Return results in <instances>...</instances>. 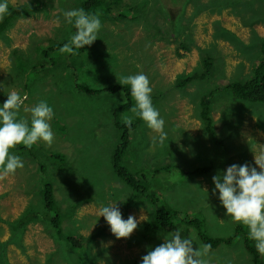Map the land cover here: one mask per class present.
<instances>
[{
	"label": "rangeland",
	"instance_id": "rangeland-1",
	"mask_svg": "<svg viewBox=\"0 0 264 264\" xmlns=\"http://www.w3.org/2000/svg\"><path fill=\"white\" fill-rule=\"evenodd\" d=\"M34 1L8 0L9 9L21 8L25 13L16 14L0 32V104L12 91L27 94L20 115L30 120V108L46 100L55 113L49 122L55 139L51 146L33 145L31 157L15 149L24 167L0 179V264H141V258L177 227L194 239V247L203 244L195 228L180 221L184 215L200 219L208 235H232L236 223L225 215L218 194L212 195V177L232 164L256 167L255 157L264 158L260 144L264 103L233 100L227 92L215 91L223 109L215 103L211 133L199 116V105L201 96L217 85L245 80L252 73L251 63L264 56L260 51L264 0H121L118 5L106 0L90 13L102 21L99 37L80 54L64 53L62 48L45 50L66 36L71 40L75 28L65 23L63 13L80 9L82 0H38V9L33 11ZM109 12L116 14L101 17ZM119 12L130 18H121ZM191 40L193 47L178 57L183 52L177 48L180 41L188 44ZM202 47L208 48L215 61L212 78L197 80L195 76L177 87V77L201 65ZM140 73L148 77L153 105L165 120L163 143L160 133L134 117L131 109L115 111L128 100L124 92L88 94L75 87L101 89ZM155 86L163 91L161 96ZM115 113L120 123L127 118L135 123L134 127L125 125L130 144L121 165L142 185L151 183L148 192L159 199V206L179 211L172 231L148 228L154 203L142 194L135 196L112 168L121 134ZM210 165L212 169L204 174L182 171ZM169 166L176 168L159 170ZM46 183L56 206L63 199L70 207L91 199L66 213L60 227L62 242L65 235H82L81 247L64 245L53 237V210L44 207L41 194ZM115 203L124 219L131 215L139 221L129 238L117 239L99 217L101 207ZM61 205L63 213L66 209ZM43 208L46 220L40 219ZM34 214L42 223L26 228V217ZM243 227L248 233L247 226ZM244 239L239 233L231 244L210 249L208 264H252ZM247 241L254 248L249 235ZM57 243L63 248H56Z\"/></svg>",
	"mask_w": 264,
	"mask_h": 264
},
{
	"label": "clouds",
	"instance_id": "clouds-1",
	"mask_svg": "<svg viewBox=\"0 0 264 264\" xmlns=\"http://www.w3.org/2000/svg\"><path fill=\"white\" fill-rule=\"evenodd\" d=\"M9 14L8 0H0V22H3ZM63 15L65 23L72 25L76 31L71 37L70 44L62 47V52L76 54L75 50L91 46L98 39L103 27L98 15L90 14L83 8L66 11ZM202 49L208 48L202 47ZM120 84L130 85L131 95L135 101V106L131 109L134 117L142 120L149 129L160 133L159 140L163 143L166 135L165 120L153 105V89L148 77L143 73L129 75L123 77ZM27 99V94L12 91L0 104V179L15 174L18 169L24 167L23 159L15 152L17 145L22 144L31 148L39 142L48 146L54 143L55 136L49 123L55 115L53 107L46 100H40L30 108L29 120L20 115ZM125 123L130 126L132 118H127ZM260 144L264 146V139ZM255 165L256 167L247 163L232 164L226 170L218 172L212 177L214 184L212 195L218 194L225 215L230 217L233 223L247 226L248 235L255 242L257 252L264 255V158L255 157ZM87 201L91 199L76 202L70 207L63 199L57 208L60 212L61 204L64 203L66 210L61 215H66L72 213L71 209ZM99 217L104 218L117 239L129 238L139 223L137 218L131 215L124 219L117 203L101 207ZM143 217L145 216H141L140 219L144 220ZM30 223L37 222L28 221L26 228ZM183 233L184 229L177 227L170 236L166 235L162 244L148 251L141 258V264H208L206 258L210 253L211 245L202 244L194 247V244L196 245L194 239Z\"/></svg>",
	"mask_w": 264,
	"mask_h": 264
},
{
	"label": "trees",
	"instance_id": "trees-1",
	"mask_svg": "<svg viewBox=\"0 0 264 264\" xmlns=\"http://www.w3.org/2000/svg\"><path fill=\"white\" fill-rule=\"evenodd\" d=\"M106 0H82L81 1V8H83L86 12L91 13L94 10L98 9L100 5H104ZM113 2L116 3V5H118L121 0H112ZM36 2L35 5H33V11L36 10V8L38 9V5H39V1L36 0L34 1ZM128 7V6H127ZM125 10H127L125 8ZM25 12H23L21 10V8H15V9H10V14L3 20V22H0V32L7 28L9 26L10 23H12L17 15L16 14H23ZM118 13V12H117ZM116 13L113 12H109L106 13L105 15L101 16V17H107V18H113V16ZM120 17L121 18H130L127 13L125 12H119ZM119 14L117 17H119ZM122 14V15H121ZM119 20V19H118ZM74 34H75V29L73 30ZM69 41H71L70 39H68V37H64V41H59L58 43H54L52 47L47 48V50H45V52H53L56 49H61L62 46H64L66 43H69ZM189 44V45H188ZM184 42V41H180V44L177 46V48L181 49L183 52H181L179 55H177L178 57H181L182 54L185 52H187L190 47H193V42L192 40L190 42ZM197 46V45H195ZM194 46V47H195ZM200 50V61H201V65H199V67H194L192 69V71L188 74H186L184 77H177L176 81H175V85L177 87L182 88L183 86H185L187 84V82H190L194 79L195 76L200 80H206V79H210L213 76L214 70L215 68V61L213 58V55H211V53L206 50V49H201ZM85 51L84 49H77L75 50V52L77 54H80L81 52ZM263 55H264V41L261 44V50H260ZM177 53V51H176ZM24 55V54H22ZM25 56V55H24ZM23 62H25V60L22 59ZM252 66V73H250L248 75V77L245 80H239V81H233V82H229L226 83L225 85L219 86L217 85L216 87L212 88V91H210V93L207 91L205 92L201 98V104L199 105V116L203 122V124L205 125V130H207L208 132H212V124H213V119H212V111L214 109L215 103H217L219 105V109H223V107L220 105V103L217 101V98L215 97V91H222V92H227L228 94H230L232 96L233 100H241V101H251V102H260V103H264V56L260 57L258 59H256L255 61H253L251 63ZM195 69L199 70V72H197V74H194ZM152 75H150L151 77ZM220 84V83H219ZM79 90L88 93V94H95L99 91L102 90H107L108 92H124L125 95L127 94L128 100L126 103H124L121 106H117V110H120V112H123L125 110L128 109H132V97H130L131 95V91H130V87L126 86V85H121V84H114L111 86H107L101 89H93V88H88L86 86H82V85H77L76 86ZM219 88V90H218ZM155 91L159 90V96L162 95L163 91L158 88L157 86L154 87ZM154 91V92H155ZM209 93V94H208ZM212 96V99H210V97ZM162 98V97H159ZM114 118L116 120V125L117 127L120 129L121 134L119 136V141L113 151V157H112V168L115 172V174L121 179L124 180L125 183L127 185H129L136 193L135 196L142 194L144 196H146L147 198L151 199V201L154 203V214H153V220L149 222L148 224V228H158L161 227L166 231H172L176 228V223H175V219L178 217L179 211L176 209H171L165 206H159L158 202L159 199L154 195V193L152 192H148V184L151 185V183H147L145 186L142 185L139 181V178L134 175L133 173H131L125 166L121 165V161L122 158L127 150V148L129 147L130 144V133L128 132V129L125 128V125H127L124 122H121L118 120L119 119V115L117 113L114 114ZM139 119V118H138ZM140 120V119H139ZM135 124V123H134ZM134 124L132 123L130 125V127H134ZM136 126V125H135ZM124 127V128H123ZM33 147V146H32ZM27 148L23 145H17L16 149L19 150L20 152H26L27 156L32 155L33 153V148ZM170 168H176L175 166H169V167H163L160 168L159 170H169ZM212 169V165L210 166H202V167H195L191 170H184L182 169V171L185 174H190V175H198V174H204L208 171H210ZM41 194H43V205L46 209H48L49 211L53 210V217H52V221H53V237L56 238L55 240L63 243L64 245L67 246H72V247H81L85 242L82 243V239H84V237L82 235H65L63 242L61 241V239H63V234L61 232V228H62V219L65 218V215H61V213L58 211L57 206L54 203L53 200V192H52V188L49 184H45V186L43 187ZM43 212V216L40 217L41 220L43 219H47V214H46V210H42ZM22 217V216H21ZM32 217V218H31ZM35 217V218H33ZM30 218V219H29ZM26 220L31 221V222H39L41 223V221H39V219L33 215H29L26 217ZM180 221L185 224L186 226H190V227H194L198 237L200 238V240L203 242V244H210L211 245V249L216 248L218 245L220 244H231L232 243V239L234 238V236H236L239 233H243L244 237H245V246L247 248V252L249 253V255L251 256V260H252V264H263L262 258L263 255L259 254L254 246L251 247V245H249L248 241H247V235L248 233L245 231V228L243 227L242 224H235L234 226V232L232 233V235L228 236V237H219V236H211L208 235L207 232L204 231L203 228V224L201 222L200 219L198 218H194V217H189L188 215H184ZM61 227V228H60ZM90 237H93L90 236ZM87 240V238H86ZM63 244H59L57 243V247L56 248H63ZM3 251V248L1 247L0 244V253ZM1 255V254H0ZM134 264V262H133Z\"/></svg>",
	"mask_w": 264,
	"mask_h": 264
},
{
	"label": "bare ground",
	"instance_id": "bare-ground-1",
	"mask_svg": "<svg viewBox=\"0 0 264 264\" xmlns=\"http://www.w3.org/2000/svg\"><path fill=\"white\" fill-rule=\"evenodd\" d=\"M259 129V128H258Z\"/></svg>",
	"mask_w": 264,
	"mask_h": 264
}]
</instances>
